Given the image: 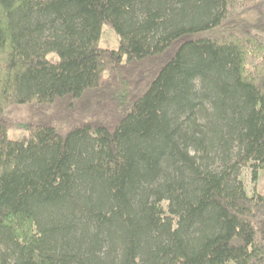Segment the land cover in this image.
<instances>
[{
  "label": "trees",
  "instance_id": "trees-1",
  "mask_svg": "<svg viewBox=\"0 0 264 264\" xmlns=\"http://www.w3.org/2000/svg\"><path fill=\"white\" fill-rule=\"evenodd\" d=\"M243 166L264 0H0V264H264Z\"/></svg>",
  "mask_w": 264,
  "mask_h": 264
},
{
  "label": "rangeland",
  "instance_id": "rangeland-1",
  "mask_svg": "<svg viewBox=\"0 0 264 264\" xmlns=\"http://www.w3.org/2000/svg\"><path fill=\"white\" fill-rule=\"evenodd\" d=\"M120 44V36L118 32L110 25H104L101 30L100 45L104 48L118 49ZM49 57L56 60L55 54H49ZM13 111L17 114H23V109L21 107H14ZM14 113V112H13ZM25 113V112H24ZM16 115V114H15ZM31 134L29 132H24L23 130H11L9 132V137L14 139H28ZM239 178L245 185V188L249 194L253 192L262 193L264 192V171H261L259 179L254 182L252 180L251 169L248 166H243L240 169Z\"/></svg>",
  "mask_w": 264,
  "mask_h": 264
}]
</instances>
